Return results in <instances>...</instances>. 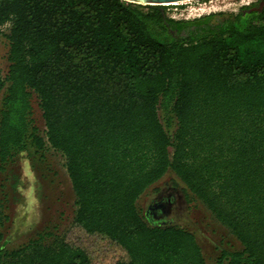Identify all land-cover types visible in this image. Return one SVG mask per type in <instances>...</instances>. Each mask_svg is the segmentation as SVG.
<instances>
[{"label":"trees","instance_id":"obj_1","mask_svg":"<svg viewBox=\"0 0 264 264\" xmlns=\"http://www.w3.org/2000/svg\"><path fill=\"white\" fill-rule=\"evenodd\" d=\"M166 7L0 0V170L53 150L76 197L64 234L14 249L0 199V264H208L193 232L138 207L169 171L241 243L222 263L264 264V4L193 20Z\"/></svg>","mask_w":264,"mask_h":264},{"label":"rangeland","instance_id":"obj_2","mask_svg":"<svg viewBox=\"0 0 264 264\" xmlns=\"http://www.w3.org/2000/svg\"><path fill=\"white\" fill-rule=\"evenodd\" d=\"M252 3L264 4L262 0H191L166 5V11L170 17L193 20L210 13L237 12L240 7ZM7 32V27H3L0 33L2 76H5L9 66V43L4 35ZM1 99L2 96L0 104ZM31 101V118L42 131L44 120L35 94ZM173 130L171 127L168 131ZM32 150L19 154L6 170H0V199L6 206L8 218L2 232L8 249L28 242L44 229L64 234L71 227L75 215L76 197L64 157L53 150L45 151L42 156ZM161 198L167 203L164 209L157 207ZM137 204L150 223L178 225L193 232L208 264H225L221 261L222 252L242 249L229 229L171 171L148 188Z\"/></svg>","mask_w":264,"mask_h":264},{"label":"water","instance_id":"obj_3","mask_svg":"<svg viewBox=\"0 0 264 264\" xmlns=\"http://www.w3.org/2000/svg\"><path fill=\"white\" fill-rule=\"evenodd\" d=\"M126 2L135 3V4H141L142 1H145L146 4L141 5H175L177 3H180L182 1L186 0H124Z\"/></svg>","mask_w":264,"mask_h":264},{"label":"flooded vegetation","instance_id":"obj_4","mask_svg":"<svg viewBox=\"0 0 264 264\" xmlns=\"http://www.w3.org/2000/svg\"><path fill=\"white\" fill-rule=\"evenodd\" d=\"M168 198H170V197H168ZM158 202V204H157V207H160V208H165L166 207V205H167V203L165 202V201H163V199L161 198L160 199V201H157ZM159 202H161V203H159Z\"/></svg>","mask_w":264,"mask_h":264},{"label":"bare ground","instance_id":"obj_5","mask_svg":"<svg viewBox=\"0 0 264 264\" xmlns=\"http://www.w3.org/2000/svg\"><path fill=\"white\" fill-rule=\"evenodd\" d=\"M188 1H191V0L182 1V2H180V3H183V2H188ZM141 4H146V2H145V1H142V3H141Z\"/></svg>","mask_w":264,"mask_h":264}]
</instances>
